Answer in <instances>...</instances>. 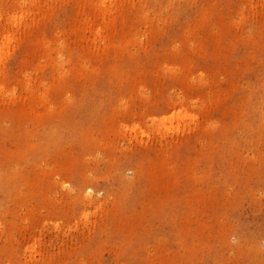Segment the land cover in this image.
<instances>
[{"label": "rangeland", "instance_id": "374dc122", "mask_svg": "<svg viewBox=\"0 0 264 264\" xmlns=\"http://www.w3.org/2000/svg\"><path fill=\"white\" fill-rule=\"evenodd\" d=\"M17 1L0 0L1 24ZM51 1L0 61L25 110L22 77L65 75L36 105L47 138L0 110V264H264V0H210L222 19L202 0L125 2L104 28L123 51L96 45L91 0ZM179 96L197 118L159 123ZM160 139L167 194L148 171Z\"/></svg>", "mask_w": 264, "mask_h": 264}, {"label": "bare ground", "instance_id": "6f19581e", "mask_svg": "<svg viewBox=\"0 0 264 264\" xmlns=\"http://www.w3.org/2000/svg\"><path fill=\"white\" fill-rule=\"evenodd\" d=\"M82 2L81 0H76V2ZM192 2H198L199 0H190ZM212 1V0H211ZM210 0H202V2L207 3L208 5H211V14H215L217 17L220 19L223 18V15L220 12L219 9L215 8L217 7L215 2L211 3ZM44 2V4H43ZM51 0H18L16 2L15 8L12 7L11 10H8L6 12V20L4 24L0 23V34L3 33V35L7 32L8 34L5 36V38L0 42V61L2 60L3 56H5V52L9 51L11 47L15 46L21 38H23V33L26 32L24 31L30 24V19H34L35 17L37 18L39 14L42 13L43 10L46 11V5L51 3ZM90 2H93L92 4L95 7V15H99L101 17V21L97 23V25L93 26V33H94V39L97 41L96 45H98L100 42H105L106 43V32L104 31V28L107 29L109 26L115 25L117 22L118 18L121 16L122 13V6L123 3L125 2H131L134 3L135 0H91ZM2 17V12L0 10V18ZM207 17V16H205ZM205 17H202L204 20ZM88 25H93L94 21H91L88 19L86 21ZM24 29L22 30V28ZM108 33V38H109V44H105L102 46L101 49L103 50H110V49H119L120 51H123L125 49H128L125 47L123 44H116L115 39L111 37V32ZM111 37V38H110ZM110 48V49H108ZM7 50V51H6ZM97 51V50H95ZM87 60L92 61L95 60L97 62L100 61V58L95 55L92 51L88 50L87 55H86ZM224 58V54H223ZM62 59V58H61ZM140 54L138 53L137 55H132L131 57V62L138 63L140 60ZM4 62V61H3ZM2 62V63H3ZM96 62V63H97ZM162 62V61H161ZM1 63V64H2ZM0 64V101L5 103V105H8L6 108L2 109V106L0 105V110H2L6 115L9 113L13 116V119L18 122L20 118H25L26 119V124L27 121H31L35 126L41 125V131H43V137L50 136L51 133H49L48 130H45L47 127L49 129V126H47L48 120H51V110L50 108H47L45 112L39 111L38 107L36 105L43 103L44 97L47 95V89H53L55 91L61 90L63 87V83L65 81V75L63 72H54L58 75H52L51 79L48 81L43 80L44 78L41 76H38V79L36 76L30 77L26 76V78H21V82L24 81L25 85L27 86V97L30 98L31 102L28 106V110H25V108L22 106V104L19 103L18 99L19 96L16 94V91L13 89H8L6 88V81L8 80V74H6V71L3 69V64ZM111 67H114V64L111 63ZM81 72L85 76H89V73L87 72V68L85 66H82ZM112 69H108L106 72L107 77L109 79L112 78ZM15 73V71H14ZM10 75V74H9ZM13 75V74H12ZM10 75V76H12ZM16 76V75H14ZM12 76V77H14ZM17 77V76H16ZM7 79V80H6ZM6 80V81H5ZM34 82L44 88V90H37L36 86H33L31 82ZM31 83V85H30ZM23 84V83H22ZM24 86V84H23ZM52 86V87H51ZM25 88V86H24ZM67 93V91L65 92ZM68 94V93H67ZM190 102L186 101L184 96H179L176 101H172L171 99L168 100V106L173 108L171 111V114L169 116H164L158 119L159 123L165 124V125H170L173 126L176 123H179L185 119H196L197 114H192L190 113L187 108L189 105H195L197 104V101L195 100H189ZM21 102V101H20ZM10 105H9V104ZM178 105V106H177ZM27 109V108H26ZM204 110V108H203ZM154 120V118H153ZM152 120V121H153ZM169 123V124H168ZM45 125V126H43ZM29 126V125H27ZM127 125H125L126 127ZM53 128V127H52ZM127 129L131 131H136L138 129V124H132L130 126H127ZM27 129L24 128L22 131V137L24 139V144L30 145L29 148L32 150L35 149L36 145L31 144V142L26 141V137L31 133V132H26ZM51 132H54L53 130ZM57 132V131H56ZM49 133V134H48ZM159 143L161 144V151H163V157L159 158L160 161H157L156 163L150 164L148 171H150L153 175L151 180L153 182H157L160 187H162L161 191H163L165 194L173 191L175 189L176 185V168L172 164H167L168 161L170 160V156L172 157V149L173 146L175 145L174 141H168L164 139H160ZM171 147V149H170ZM34 148V149H33ZM170 149V150H169ZM25 152V151H24ZM153 156H157V154L152 155L149 154L148 158L153 160ZM163 165V166H162ZM140 167V166H139ZM8 171L11 172V170H5L3 172V176L6 177L8 174ZM0 175V179L3 177ZM22 177V176H21ZM65 182V181H64ZM66 183V182H65ZM86 187L91 189V182L88 181L86 183ZM63 185V184H62ZM87 189V190H88ZM86 190V189H85ZM84 195H88L87 192L84 193ZM91 197V194L90 196ZM84 218H88L87 213H83Z\"/></svg>", "mask_w": 264, "mask_h": 264}]
</instances>
